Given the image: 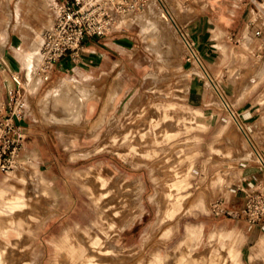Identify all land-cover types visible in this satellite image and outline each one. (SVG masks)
Wrapping results in <instances>:
<instances>
[{
    "label": "rangeland",
    "instance_id": "374dc122",
    "mask_svg": "<svg viewBox=\"0 0 264 264\" xmlns=\"http://www.w3.org/2000/svg\"><path fill=\"white\" fill-rule=\"evenodd\" d=\"M152 1L144 0L124 25L118 20L130 58L142 68L139 85L121 94L110 110L83 119L81 132L64 137L69 151H54L60 158L48 169L58 180L68 177L73 198H58L43 179L35 158L40 135L26 133L19 165L0 172V194L22 195L27 202L24 221L14 219L26 223L21 239L10 218L0 216L2 264H20L21 253L37 255L31 244L35 229L45 222L43 248L49 264H86L104 256L109 264H153L157 255L168 254L165 264H264V185L242 174L243 164L264 165L218 96L227 101L233 91L242 98L260 89L263 60L255 53L260 45L246 38L236 41L233 24L223 19L227 10L215 2L162 0L178 25L175 30L158 17L153 4L148 10ZM43 2L12 0L11 17L0 21V36L6 28L11 34L0 38V50L10 47L12 63L23 74L37 120L33 126L41 125L30 100L38 80L29 86L22 59L31 54L34 41L41 45L42 33L51 25L55 6ZM197 15L201 21L196 22ZM179 27L217 89L186 52ZM2 104L0 95V111ZM99 147L104 149L95 152ZM67 208L63 216L54 214ZM169 209L163 224L162 213ZM143 210L148 214L142 215ZM95 238L99 244L93 247ZM108 247L113 250L104 255L100 249Z\"/></svg>",
    "mask_w": 264,
    "mask_h": 264
},
{
    "label": "crops",
    "instance_id": "0c3cea01",
    "mask_svg": "<svg viewBox=\"0 0 264 264\" xmlns=\"http://www.w3.org/2000/svg\"><path fill=\"white\" fill-rule=\"evenodd\" d=\"M48 1L56 6V4L65 0H44L42 3L44 7H47L46 3ZM207 1L215 2L221 8L227 10V15L223 19L233 24L231 34L235 36L236 41L240 42L241 39L246 38L250 39L251 42L256 41L260 45L255 53L263 60L259 72L264 71V0ZM11 2L12 0H0V21L3 22L4 19L2 18H5L8 14L11 17ZM7 10H9V13H6ZM127 15L118 17L114 30L107 36L102 38L85 37L80 54L76 58H72L68 54L61 58L54 65L48 81L42 82L38 79L30 100L35 104L34 110L40 118L41 125L39 126H33V123H36L37 120L35 114L30 111L29 95L26 93L27 110L24 114L23 123L28 125L24 128L28 135H40L42 137H40L42 144H35L37 147L35 158L43 168V179L50 183L58 198L70 199L73 196V191L69 188L70 181L67 176H61L60 180H58V175L51 176L48 167L57 163L60 158L59 155H55L54 151H69L71 148L65 142V136L81 132L84 127L79 123L83 119L88 122L101 112L110 110V104H117L119 102L118 97L121 94L124 96L137 87L143 78L142 68L130 58L128 44L122 40L121 30L118 29V20ZM54 17L55 12L53 10L51 25L42 33V36L52 27ZM216 19L222 18H210L211 21ZM197 21H201V15L196 16ZM256 30L260 31L259 35H255ZM1 35L0 38L4 40L11 38L7 28L2 31ZM9 51L10 47L5 46L0 50V95L3 104L6 100V89L13 85L10 74L18 72V67L13 65ZM21 75L23 76V74ZM121 80H124V83H120ZM75 91L78 96L75 95ZM83 91L87 93L88 97L85 98L81 94ZM83 96L86 100H83ZM241 96L243 97L239 98L238 94L233 91L227 99V103L232 115L239 120L264 161V82L256 93L251 90ZM79 97H82V101ZM61 100L63 101L60 102ZM40 101L42 104H39ZM75 101H78L77 105L80 108ZM74 105L77 107V114ZM80 159L83 160L84 157H80ZM242 174L250 182H255L260 186L264 185V169L262 167L254 166L251 163L243 164ZM68 211L69 208L60 209L54 214L63 216ZM143 214L146 215L148 212L143 210ZM46 223L35 229L34 243L31 244V247L34 248L37 255L19 254L18 262L20 264H49V261L46 260L47 256L43 248L44 239L42 237Z\"/></svg>",
    "mask_w": 264,
    "mask_h": 264
},
{
    "label": "built area",
    "instance_id": "2783aa9c",
    "mask_svg": "<svg viewBox=\"0 0 264 264\" xmlns=\"http://www.w3.org/2000/svg\"><path fill=\"white\" fill-rule=\"evenodd\" d=\"M144 0H65L56 4L52 27L43 36L36 77L50 79L54 65L67 54L76 58L85 37L102 38L110 34L118 17L143 6ZM260 31L256 30L255 35ZM12 86L0 111V172L14 170L20 161L26 132L22 125L27 110L26 81L18 73L10 74ZM264 215V204L260 212Z\"/></svg>",
    "mask_w": 264,
    "mask_h": 264
},
{
    "label": "bare ground",
    "instance_id": "6f19581e",
    "mask_svg": "<svg viewBox=\"0 0 264 264\" xmlns=\"http://www.w3.org/2000/svg\"><path fill=\"white\" fill-rule=\"evenodd\" d=\"M155 6V8L158 10L157 11V15L159 18H164V20L166 22H169L170 23V26L173 28V29H177L178 25L174 19V17L172 16V13L166 8L164 7V4L162 3V0H153L152 3L150 4L148 10L151 12L152 9L154 8L153 6ZM129 16V15H128ZM127 16H124L120 19V23L121 25H124L126 22H127V19H126ZM46 24V23H45ZM46 25H49L48 23ZM180 38H181V41H182V44L183 46L185 47L186 49V52L192 56V59L194 60V62L197 64V66L199 67L200 69V73L206 77V81L210 84V86L214 89H217L215 83L212 81V78L210 77L209 73L205 70V67L202 63V61L200 60V58L197 56V54L194 52L193 48H192V45L191 43L189 42L187 36L181 31L180 32ZM34 41V40H33ZM35 42V41H34ZM33 42V49H32V52L31 54H27V52L24 54L23 56V66H24V69H25V74H26V77H27V81L29 80V82L31 84H29V86H32V84L34 85V82L36 79L38 80V78H36V67L37 65L39 64L40 62V42L39 40H37V43L34 44ZM33 83H32V82ZM73 83V82H72ZM80 87V86H79ZM33 88V87H32ZM72 89V88H71ZM80 89V88H79ZM54 90V89H53ZM73 90V89H72ZM51 91V90H50ZM49 91V92H50ZM48 92V93H49ZM84 92V91H83ZM81 93L82 95L85 96L86 98V94L84 92ZM50 94V93H49ZM48 94V95H49ZM75 95L78 96L76 94V91H75ZM84 96H83V100H86L84 99ZM219 96V99L221 101V103L230 111V113L232 114L231 110H230V107L228 105V107L226 106V103L227 101L225 100V98L223 97L222 94H218ZM51 97V96H50ZM88 97V96H87ZM77 100L78 98L75 97ZM74 98V100H76ZM80 98V97H79ZM82 98V97H81ZM80 98V100H81ZM49 100V99H48ZM56 102V99L54 100ZM63 100H61L60 102H62ZM82 101V100H81ZM76 102V101H75ZM78 101L76 102V105H77ZM73 104V102H72ZM81 104H83V102H81ZM80 104V105H81ZM228 104V103H227ZM75 106V105H74ZM78 106V105H77ZM83 106V105H82ZM81 106V107H82ZM73 107V106H72ZM80 108V106H78ZM71 108V107H70ZM74 108L75 109V113L77 114L76 110H77V107L75 106ZM78 108V109H79ZM84 108V107H83ZM80 111V110H79ZM74 112V111H73ZM74 113V114H75ZM83 113V112H82ZM73 114V115H74ZM82 116V115H81ZM80 118V117H79ZM235 123L237 124V127L240 129V131L242 132L243 136L245 137L247 143L250 145L251 147V150L252 152L254 153V155L256 156L257 160L261 161L260 158H259V155H258V152L257 150H254V148L252 147L251 143L249 142L248 139H250L248 137V135L246 134L245 130L243 129V127L241 126L240 122L237 120V118H233ZM80 120V119H79ZM142 136V135H141ZM104 147H99L95 152H100L101 150H103ZM118 152V151H117ZM125 157V155H123ZM247 156V155H246ZM245 156V157H246ZM101 181V184L104 185L106 183V180L104 178H101L100 179ZM1 190V189H0ZM3 190L0 191V193L2 192ZM27 207V202L26 200H24V196L22 195H14L12 197H3L2 194H0V216L3 215L4 216H8L10 218V221H11V226L16 225V237L17 239H21L23 237V230L25 229L24 228V225L26 224L25 222H21V221H18L16 222L14 219H18V220H23L24 221V216H26L27 212L24 211V209ZM171 211L170 209L169 210H165L163 213H162V217H161V223H165L167 222L166 220L170 217V214ZM1 219V218H0ZM24 228V229H23ZM109 229H112V230H115V228H113V223H109ZM118 232L117 231L115 233V235H118ZM3 235L6 234V229H3L2 232H1ZM26 233V232H25ZM193 237L197 238L198 236H200L199 232L194 230L193 233H192ZM216 235V234H215ZM214 235V236H215ZM188 239V238H187ZM99 244V239L98 238H95L91 241V245L93 247L97 246ZM181 247V244H179V246L177 247V249H179ZM176 249V250H177ZM112 248L111 247H108L106 249H100L101 252H103V254H108L110 252H112ZM1 253V252H0ZM90 252H88L89 254ZM94 254V253H93ZM96 254V252H95ZM91 255V254H90ZM99 255V254H98ZM102 255V256H104ZM170 255L171 254H168V255H165L164 257L162 256H159L157 255L153 261V264H165L166 263V260H168L170 258ZM1 256V254H0ZM82 256V253L80 252V254H76L73 256V261H76L78 260L80 257ZM95 256V255H94ZM111 257V255H110ZM100 259H93V258H90L86 264H109L107 262H105V258L107 257H99ZM117 258V257H116ZM112 259H114V257H112ZM110 260V259H109ZM119 261V260H118ZM117 262V261H116ZM118 263V262H117ZM0 264H2V260L0 258ZM82 264V263H81Z\"/></svg>",
    "mask_w": 264,
    "mask_h": 264
},
{
    "label": "water",
    "instance_id": "95a60500",
    "mask_svg": "<svg viewBox=\"0 0 264 264\" xmlns=\"http://www.w3.org/2000/svg\"><path fill=\"white\" fill-rule=\"evenodd\" d=\"M226 106L228 107V104L226 103ZM249 140V142L251 143V145H252V147L254 148V150H256V148L254 147V145H253V143L251 142V140L250 139H248ZM258 152V151H257ZM258 155H259V158H260V160H261V162L263 163V165H264V161H263V159H262V157L260 156V154L258 153Z\"/></svg>",
    "mask_w": 264,
    "mask_h": 264
}]
</instances>
